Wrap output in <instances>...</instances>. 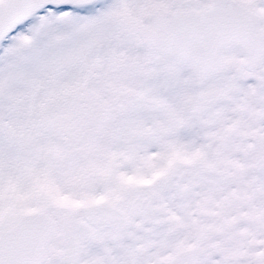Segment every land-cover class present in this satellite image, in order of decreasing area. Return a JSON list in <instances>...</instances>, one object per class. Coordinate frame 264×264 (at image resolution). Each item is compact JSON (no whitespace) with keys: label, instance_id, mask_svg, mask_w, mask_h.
I'll return each mask as SVG.
<instances>
[{"label":"snow or ice","instance_id":"1","mask_svg":"<svg viewBox=\"0 0 264 264\" xmlns=\"http://www.w3.org/2000/svg\"><path fill=\"white\" fill-rule=\"evenodd\" d=\"M0 264H264V0H0Z\"/></svg>","mask_w":264,"mask_h":264}]
</instances>
